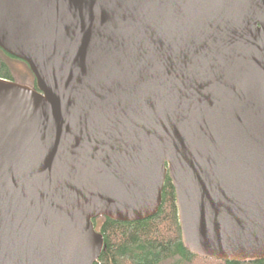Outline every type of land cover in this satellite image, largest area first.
I'll list each match as a JSON object with an SVG mask.
<instances>
[{
	"label": "water",
	"instance_id": "95a60500",
	"mask_svg": "<svg viewBox=\"0 0 264 264\" xmlns=\"http://www.w3.org/2000/svg\"><path fill=\"white\" fill-rule=\"evenodd\" d=\"M0 264H93V219L264 259V0H0Z\"/></svg>",
	"mask_w": 264,
	"mask_h": 264
},
{
	"label": "trees",
	"instance_id": "16d2710c",
	"mask_svg": "<svg viewBox=\"0 0 264 264\" xmlns=\"http://www.w3.org/2000/svg\"><path fill=\"white\" fill-rule=\"evenodd\" d=\"M16 63L25 66L34 86L35 78L28 65L0 48V78L21 83L14 67ZM92 221L104 238L102 252L93 264H264V259L239 262L207 259L187 250L181 240L175 192L169 177L153 216L131 222L98 216Z\"/></svg>",
	"mask_w": 264,
	"mask_h": 264
},
{
	"label": "rangeland",
	"instance_id": "374dc122",
	"mask_svg": "<svg viewBox=\"0 0 264 264\" xmlns=\"http://www.w3.org/2000/svg\"><path fill=\"white\" fill-rule=\"evenodd\" d=\"M17 71V78L20 80L21 83L26 84V85H31L32 84V79L27 73V70L23 64L16 63L14 65Z\"/></svg>",
	"mask_w": 264,
	"mask_h": 264
},
{
	"label": "flooded vegetation",
	"instance_id": "af4514ba",
	"mask_svg": "<svg viewBox=\"0 0 264 264\" xmlns=\"http://www.w3.org/2000/svg\"><path fill=\"white\" fill-rule=\"evenodd\" d=\"M32 84H33V83H32ZM32 84H31V85L29 84V86H31V87H36V84H35L34 86H33Z\"/></svg>",
	"mask_w": 264,
	"mask_h": 264
}]
</instances>
